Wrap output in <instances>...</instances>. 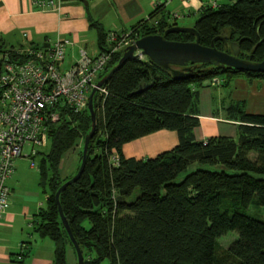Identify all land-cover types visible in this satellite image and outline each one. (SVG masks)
Instances as JSON below:
<instances>
[{
  "label": "trees",
  "instance_id": "1",
  "mask_svg": "<svg viewBox=\"0 0 264 264\" xmlns=\"http://www.w3.org/2000/svg\"><path fill=\"white\" fill-rule=\"evenodd\" d=\"M162 6L134 25L127 32L130 38L162 35L168 41L193 42L197 34L203 46L215 40L218 50L229 53L225 39L238 44L240 59L263 60L264 0H229L215 9L206 7L192 27L195 34H165L177 24L160 16ZM88 19L97 30L99 52L107 51L108 32ZM18 49L0 45V76L6 57L9 62L27 61ZM121 56L122 52L114 55L96 83ZM236 76L264 80L262 73L208 64L163 69L140 57L123 62L105 82L106 96L96 94L93 100L96 128L84 172L59 197L83 264H264V222L245 213L254 201L264 209V116L248 115L243 102L232 103L224 111L238 123L236 139L194 138L199 127L198 90L206 82L212 87L213 79L220 81L218 87L227 88ZM90 131L87 110L80 114L60 110L49 129V151L37 155L39 188L48 199L35 217L33 233L52 242V264H68L69 250L77 264L55 195L77 174ZM161 131L177 135L173 150L145 161L123 157L124 145ZM78 141L82 148L76 171L62 180L60 163ZM195 164L210 169L186 174ZM228 233H236L238 239L219 256L217 240Z\"/></svg>",
  "mask_w": 264,
  "mask_h": 264
},
{
  "label": "crops",
  "instance_id": "2",
  "mask_svg": "<svg viewBox=\"0 0 264 264\" xmlns=\"http://www.w3.org/2000/svg\"><path fill=\"white\" fill-rule=\"evenodd\" d=\"M66 0L59 12H41L32 8L30 0H0V45L25 50L44 47L58 39L72 42L66 47L63 70L78 60L80 51L99 53L97 30L89 19L97 22L104 33L128 32L146 20L156 7L169 23L193 27L206 7L217 8L229 0ZM215 5L213 7L212 5ZM177 14L178 18L172 19ZM183 22L184 24H180ZM243 102L248 115L264 116V80L234 77L227 88L210 87L208 82L198 90L196 142L210 138H237L238 123L230 121L225 109ZM178 145L177 135L161 131L122 147L125 159L145 161L170 152ZM28 151V150H26ZM29 154V151H28ZM27 153L15 163V173L8 181L10 204L0 220V264H52L53 244L33 233L34 221L48 199L39 188V171L31 167ZM32 162V161H31ZM37 171V176L34 171ZM49 241V242H48ZM20 254H29L18 259ZM21 261V262H20Z\"/></svg>",
  "mask_w": 264,
  "mask_h": 264
},
{
  "label": "built area",
  "instance_id": "3",
  "mask_svg": "<svg viewBox=\"0 0 264 264\" xmlns=\"http://www.w3.org/2000/svg\"><path fill=\"white\" fill-rule=\"evenodd\" d=\"M66 0H30L32 8L41 12H59ZM215 7V5H212ZM178 18L177 14L172 19ZM107 51L89 55L80 51L78 60L63 70L66 47L72 42L58 39L43 48L19 50L28 59L24 63L3 62L0 76V220L10 204L8 181L15 173V163L25 155L32 161L47 148L50 127L58 121L59 111L74 114L87 110L91 91L97 77L114 55L133 45L127 32L110 31ZM220 81L213 79L212 87ZM97 94L106 96L104 89ZM117 165L118 159L112 158ZM31 162V167H34Z\"/></svg>",
  "mask_w": 264,
  "mask_h": 264
},
{
  "label": "water",
  "instance_id": "4",
  "mask_svg": "<svg viewBox=\"0 0 264 264\" xmlns=\"http://www.w3.org/2000/svg\"><path fill=\"white\" fill-rule=\"evenodd\" d=\"M79 1L87 4L86 0ZM172 33L195 34V31L192 27L173 26L165 32V34ZM195 37L196 39L193 42L168 41L162 35H150L138 39L133 45L127 47L122 52V56L118 63L109 71L106 76L96 83L95 88L91 91L87 106V111L91 120V131L84 139L81 165L77 174L71 180L63 184L55 195L61 224L74 248L77 264H83V256L71 234L68 223L62 214V210L59 205V197L67 187L74 185L84 172L87 160L88 145L95 135L96 128V117L93 106L94 96L97 94L98 90L105 85V82H107L113 73L122 65V63L128 59L146 57L152 63L160 66L163 69H170L171 66L187 67L194 64H208L215 67L234 69L238 72L264 74V58L258 63H252L250 61L240 59L238 57L240 49L237 43H227L225 39H222L223 43L228 46L229 49H233L232 52L228 53L218 50L215 47V40L210 43V46H203L199 43V36L195 34Z\"/></svg>",
  "mask_w": 264,
  "mask_h": 264
},
{
  "label": "rangeland",
  "instance_id": "5",
  "mask_svg": "<svg viewBox=\"0 0 264 264\" xmlns=\"http://www.w3.org/2000/svg\"><path fill=\"white\" fill-rule=\"evenodd\" d=\"M180 24H184V23L180 22ZM229 51L232 52L233 49L230 48ZM81 148H82V141H78L76 147L63 157V159L60 163V166H59V173H60V177L62 180H65V179L72 177L74 172L76 171L78 161H79V156L81 153ZM48 151H49V146H47V148L41 150L40 153L45 154ZM25 153L28 154V151L25 150ZM254 157H255L254 155H252V157H250L251 161L254 159ZM39 161H40L39 157L32 159V162L36 165L37 168L39 165ZM29 162L31 163V160H29ZM198 169H205L206 170V169H210V167L209 166H200V165L195 164L189 168V170L187 171L186 174L192 173ZM34 174H36V176H37L36 170L34 171ZM186 174L182 175L180 177V180ZM263 179H264V176H263ZM245 213L247 216H249L253 219L264 222V209H261L258 206H256L255 201H254V204H252L247 209V211ZM237 239H238V235L236 233H228L225 236L219 238L217 240L218 255L222 256L228 250V248L231 246V244H233ZM67 263L68 264H75L74 257L71 253V250H69L68 255H67ZM102 264H108V262L104 261Z\"/></svg>",
  "mask_w": 264,
  "mask_h": 264
}]
</instances>
